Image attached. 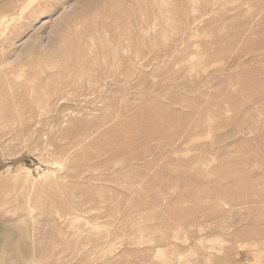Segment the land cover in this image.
I'll list each match as a JSON object with an SVG mask.
<instances>
[{
	"label": "rangeland",
	"instance_id": "obj_1",
	"mask_svg": "<svg viewBox=\"0 0 264 264\" xmlns=\"http://www.w3.org/2000/svg\"><path fill=\"white\" fill-rule=\"evenodd\" d=\"M0 264H264V0H0Z\"/></svg>",
	"mask_w": 264,
	"mask_h": 264
},
{
	"label": "bare ground",
	"instance_id": "obj_2",
	"mask_svg": "<svg viewBox=\"0 0 264 264\" xmlns=\"http://www.w3.org/2000/svg\"><path fill=\"white\" fill-rule=\"evenodd\" d=\"M5 5V4H4ZM1 13H3V10H1ZM3 28V27H2Z\"/></svg>",
	"mask_w": 264,
	"mask_h": 264
}]
</instances>
